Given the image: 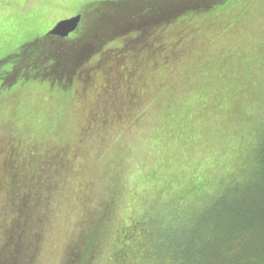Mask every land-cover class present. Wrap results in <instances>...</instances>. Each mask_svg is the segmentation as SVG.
<instances>
[{
	"label": "rangeland",
	"instance_id": "374dc122",
	"mask_svg": "<svg viewBox=\"0 0 264 264\" xmlns=\"http://www.w3.org/2000/svg\"><path fill=\"white\" fill-rule=\"evenodd\" d=\"M163 3L168 4L170 16L174 14L166 27L189 17L201 18L184 29L172 28L180 50L168 47L167 52L145 61L130 81L116 85L113 94L106 92L107 68L94 69L90 79L97 84L95 88L76 79L74 88L66 89L59 81L43 78L0 87L2 103L9 109L17 106L21 120L31 123L34 130L70 136L65 142L48 139L41 144L45 150L61 148L69 154L39 212L43 223L30 232L33 237L39 233L31 264H65L87 220L92 231L105 199L114 204L91 264H118V230L122 227H127L122 238L131 248L127 253L131 260L183 264L164 234H157V224L197 226L204 222L210 232L218 212L226 211L238 192L235 182L242 180L238 183L243 186V177L261 157L254 160L251 151L264 142V0ZM138 5L118 0H0V58L77 14H82L79 29L99 28L90 40L98 45L115 31L139 28L146 22L137 13L131 19L134 25L120 20ZM158 14L154 23L161 20ZM120 21L115 28L113 23ZM118 39L123 36L107 41L90 61L114 51ZM13 62L1 66L0 72ZM128 85L139 97L125 98L126 103L122 99ZM19 88L23 91L15 93ZM71 95L69 117L65 118ZM2 125L0 152L19 133ZM15 138L22 140L21 135ZM1 164L0 155V184L8 177ZM9 203L0 187V249L15 214ZM197 212L189 222L183 218ZM145 228L156 236L149 244V257L132 253ZM125 234L129 237L124 238ZM2 264L14 263L8 259Z\"/></svg>",
	"mask_w": 264,
	"mask_h": 264
},
{
	"label": "trees",
	"instance_id": "16d2710c",
	"mask_svg": "<svg viewBox=\"0 0 264 264\" xmlns=\"http://www.w3.org/2000/svg\"><path fill=\"white\" fill-rule=\"evenodd\" d=\"M118 1L139 4L138 8L134 7L133 11H128L124 17L120 18V20H126L125 25L129 21L134 25V21L131 19L136 17V13L137 16H144L147 19H145L146 22L142 21L139 28L133 26V28L127 27L115 31L114 34L118 32L117 35L112 34L109 40L98 45L90 41L91 37L96 35L94 33L99 29L98 26H96L98 29L94 30L78 28L65 38L48 33L37 37L0 58V67L11 60L14 61L13 65L4 73L0 72V87L13 85L21 79L32 78L59 81L66 89L68 86L74 88L73 81L78 79L77 83L82 80L83 86L90 87L95 84L90 79L96 73H93L94 69L99 71L107 68L104 77L107 79L106 92L111 95L113 94L112 90L116 89V85L121 81H130V75L134 71H138L145 61H149L158 53L167 52L164 49L168 47L171 49L176 47L178 38L172 36L174 34L170 32L172 28L180 26L184 29V25H194L199 21L197 19L201 18V16L189 17L171 27H166L165 25H169L166 23L172 20L174 14L172 13L170 16L171 13L167 9L168 4L163 3V0ZM157 13L161 15V20L154 23V15ZM209 15L211 16V14L207 16ZM120 23L121 21L118 22V25L113 24L116 28ZM132 31H136L137 35H127ZM120 36H123V40L118 39L114 51L103 54L98 60L90 61L95 53L102 50L107 41ZM183 36L185 35L183 34ZM159 39L164 44L158 48ZM155 43L157 44L155 45ZM179 46L176 47V50H180ZM101 66L103 67L98 69ZM85 80L89 83H85ZM21 91L23 88H19L15 93ZM123 92L126 93L122 102H128L127 99L124 100L125 98L137 99L139 97L138 92L134 91L131 85L126 86V91L123 90ZM133 95H137V97H133ZM9 96L11 97V95ZM72 99L73 95L67 101L65 118L69 117ZM19 112L17 106H11L9 109L8 105L6 106L0 100V129L3 128L2 124L4 123L6 127L19 132L15 135L22 136V140L16 142L15 135H13L11 142L8 140V145L0 152L2 169L8 173V177L2 179L0 187L5 190L9 198V205L15 211L12 220L8 223L5 242L0 249V264L8 259L13 260L14 264H31V260H34L36 252L32 246L34 240L39 238L37 236L39 233L33 237L34 234L30 236V232L43 223L39 212L49 197L55 177L62 165L66 164L69 154L65 149L45 150L41 146L43 141H48V139L68 141L70 140L69 135L63 133L61 136H52L45 131L37 132L31 123L21 120ZM24 141L27 142V145L23 144ZM251 154L254 155V160L259 154L261 157L257 158L256 165H252L250 171L247 170L248 173L243 177L245 181L243 186L238 183L242 180L235 182L237 183L235 187H239L238 192L225 208L226 211L218 212L219 218L213 223L214 228L210 232L204 222L198 223L197 226L194 224L195 229L192 231L194 225H159L155 219L158 225L157 234L158 232L164 234L168 243L178 251L183 264H264V142L256 146ZM113 204L114 202L108 201V199L102 202L101 207L97 210V221L93 224L92 231L88 230L89 222L85 220L87 224L82 227L85 230L74 239L75 247L71 250L70 258L66 259L65 264L92 263L106 233L107 221ZM196 214L198 212L191 218H187L184 214L183 218L189 222ZM126 230L127 227L118 230L119 236H121L118 264H138L137 260H131L127 256L131 248L124 245L126 243L122 238L123 232ZM185 232H187L186 235H184ZM178 236L181 237V240L173 239ZM127 237L129 235L125 234L124 238ZM140 237L141 242H139V246L137 245L138 249L132 253H140L142 256L149 257V244L152 246L156 236L151 230L145 228V234ZM169 244L168 247H171ZM160 263L164 264L162 260Z\"/></svg>",
	"mask_w": 264,
	"mask_h": 264
},
{
	"label": "water",
	"instance_id": "95a60500",
	"mask_svg": "<svg viewBox=\"0 0 264 264\" xmlns=\"http://www.w3.org/2000/svg\"><path fill=\"white\" fill-rule=\"evenodd\" d=\"M82 14H77L71 18L59 21L49 32L50 35L59 36L62 38L68 37L75 32L81 23Z\"/></svg>",
	"mask_w": 264,
	"mask_h": 264
},
{
	"label": "flooded vegetation",
	"instance_id": "af4514ba",
	"mask_svg": "<svg viewBox=\"0 0 264 264\" xmlns=\"http://www.w3.org/2000/svg\"><path fill=\"white\" fill-rule=\"evenodd\" d=\"M166 15H167V14H166ZM156 44H157V43H155V45H156ZM162 44H164L163 41H162L161 39H159V43H158L157 47H158V48L161 47ZM165 47H166V46H165ZM134 96L137 97V95H133V97H134ZM135 102H136V101H135Z\"/></svg>",
	"mask_w": 264,
	"mask_h": 264
}]
</instances>
